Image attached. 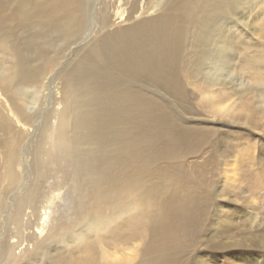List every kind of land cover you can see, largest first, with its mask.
Wrapping results in <instances>:
<instances>
[{"label": "bare ground", "instance_id": "6f19581e", "mask_svg": "<svg viewBox=\"0 0 264 264\" xmlns=\"http://www.w3.org/2000/svg\"><path fill=\"white\" fill-rule=\"evenodd\" d=\"M46 1L31 13L19 0L23 12L17 13L26 20L44 14L49 28L70 23L68 37H77L87 22L83 2L59 0L67 10H43ZM211 1L165 0L160 8L162 0H147L142 14L152 4L151 16L115 31L105 32L103 22L105 33L67 69L62 107L52 110L54 122L51 115L41 121L33 144L27 134L39 97L24 86L37 74L16 44H1L12 63L10 73L0 72V264H237L218 255L240 240L248 242L246 251L264 250V226L257 236L239 238L246 217L225 207L227 181L239 173L238 162L252 167L256 143L238 152L241 144L232 138L239 130L223 129L217 120L221 111L232 116L237 104L206 82L210 71L201 54L192 64L183 58L189 25L201 28L216 12ZM139 2L131 1L128 19ZM204 91L212 96L196 106L210 115L194 118L192 94ZM241 102L252 109L250 100ZM245 118L252 128V115ZM62 189L64 205L50 219ZM50 221L36 249L17 253Z\"/></svg>", "mask_w": 264, "mask_h": 264}, {"label": "rangeland", "instance_id": "374dc122", "mask_svg": "<svg viewBox=\"0 0 264 264\" xmlns=\"http://www.w3.org/2000/svg\"><path fill=\"white\" fill-rule=\"evenodd\" d=\"M40 1L25 0L31 13L36 12L34 4ZM81 1L86 8L87 22L84 29L77 34V37L73 38L68 37V30L72 27L70 23H65L61 27L49 28V25L43 20V17H47L46 15L42 14L41 16L36 13L33 18L26 20L21 17L22 13L20 15L17 13L21 10L23 12V6L19 0H0V72L10 73L9 66L12 63V55L1 47V44L6 43L16 44L22 55L27 58L29 67L37 74L34 82L24 86L28 91L36 92L35 97H39L38 105L32 107L34 126L31 127V130L28 129L27 134L28 140L32 144L38 140L37 134L41 121L47 115L52 116L54 112L52 110L59 111L61 109L62 105L59 100L62 96L63 79L72 65L80 60V55L84 52L82 49L84 50L89 42L106 31L119 30L128 26L141 15L151 16L155 13L151 9L152 4H148L149 11L142 14L147 0H139V9L134 13L133 19H128L127 14L132 0ZM164 2L165 0H162L160 8L163 7ZM211 2L216 6V12L212 19L205 20L201 28L193 23L189 25L190 34L187 30L188 37H186L183 58L186 64H192L196 55L201 54L202 66L210 71V75H208L210 81L206 82H213L223 88L222 90L231 97L228 103L237 104V107L230 108V111H236L232 116L228 115V111H221V116L217 120L221 121L219 125L224 127L223 129H230L233 132L239 130V136L232 138L241 144L238 147V152L244 154L247 150L246 144L256 143L253 165L250 164L252 167H249L246 162H238L240 163L237 165L239 173L234 175V181H227L228 189L225 193L227 201L225 207L239 208L246 217L242 220L244 222H241L244 227L239 229L241 231L239 238H242L243 235L249 238L250 234H258L261 231L260 227L264 226V150H261L259 146L264 145V103H262L264 95V0H212ZM52 6L67 10L59 0L46 1L43 10ZM65 6L72 12L70 4ZM160 8L156 13L160 12ZM123 9L126 10L123 16L116 14L117 10ZM103 22L108 23L105 32L101 30L105 26L102 24ZM189 38H191V42ZM196 40L199 45L194 44ZM211 96L207 91H204L203 94L193 93L191 98L193 109L191 108L188 113L194 118L205 119L210 114L200 110L196 103ZM243 99L250 100L252 109L241 106ZM162 100H166V98L163 97ZM198 109L199 112H195ZM246 114H251L255 120V125L252 128L249 126L248 120L245 121L247 118L244 119ZM52 117L51 121L54 122L55 118ZM243 123L246 125L244 126ZM231 160L229 159L228 163ZM228 175L232 177L231 172ZM58 192L60 193L59 206L53 204L50 209V219L55 218L64 205L62 198H65L66 192L64 189ZM51 226L50 221L42 236L25 242L17 249V253H22L25 249H29V251L36 249L38 241L47 236ZM28 232L32 234L33 228L26 233ZM208 234L214 235V232ZM255 234L254 236H257ZM240 242V246L228 252L225 251L220 254L221 256L218 255V258L224 260L225 263L234 261L237 264L242 262L243 264H264L263 249L255 247L253 250L246 251L245 249H249L245 247L248 242L242 240ZM2 248L5 250V245L0 246L1 254L4 253L3 250L1 251ZM19 249L22 250L18 252ZM212 251L209 253L214 254Z\"/></svg>", "mask_w": 264, "mask_h": 264}]
</instances>
